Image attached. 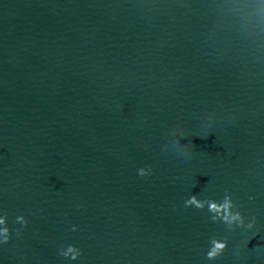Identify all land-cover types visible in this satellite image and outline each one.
Returning a JSON list of instances; mask_svg holds the SVG:
<instances>
[{
    "label": "clouds",
    "instance_id": "9594fccd",
    "mask_svg": "<svg viewBox=\"0 0 264 264\" xmlns=\"http://www.w3.org/2000/svg\"><path fill=\"white\" fill-rule=\"evenodd\" d=\"M138 175L141 177H146L149 176L148 173H146L145 169L141 168L138 170ZM250 199H252V197H250ZM187 204H195L197 208H202L203 204L200 203L199 201H197L196 197H192L190 200H188L186 202ZM233 205L232 202L230 200V198L226 197L225 201L223 204L221 205H217L216 203H211L210 204V211L212 212H218V211H225L227 214L224 216V220L226 223L231 224L235 221H239V226L243 227L244 226V217L243 215L239 212H232ZM213 219H215V217H213ZM18 220L23 221L24 226H27V221L24 220L23 217H18ZM256 220L255 217H253L251 219V221L248 223L247 227L252 228L255 224ZM4 220H0V224H3ZM17 234L19 235V232H17ZM0 236H2L3 238L0 239V243H7L10 239V232L9 229L7 227L0 229ZM212 243V247L211 250L207 253V258L208 259H215L217 257H219L224 251L225 249L228 247V243L227 240L221 242L219 240L213 239L211 241Z\"/></svg>",
    "mask_w": 264,
    "mask_h": 264
}]
</instances>
